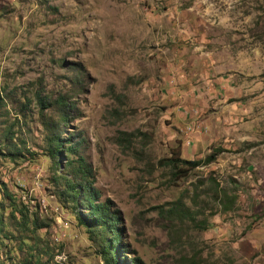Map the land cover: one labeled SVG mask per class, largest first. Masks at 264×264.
I'll return each mask as SVG.
<instances>
[{"label":"rangeland","instance_id":"374dc122","mask_svg":"<svg viewBox=\"0 0 264 264\" xmlns=\"http://www.w3.org/2000/svg\"><path fill=\"white\" fill-rule=\"evenodd\" d=\"M80 157L122 264H264V0H0V264H104Z\"/></svg>","mask_w":264,"mask_h":264},{"label":"trees","instance_id":"16d2710c","mask_svg":"<svg viewBox=\"0 0 264 264\" xmlns=\"http://www.w3.org/2000/svg\"><path fill=\"white\" fill-rule=\"evenodd\" d=\"M61 119L64 122L68 121L66 114H61ZM6 140L7 138H5V141ZM63 140H65V138H62L60 134L49 137L48 156L57 163H59L58 157L61 156V151L64 148ZM67 149L70 150L69 147H67ZM222 150L223 148H214L213 152L209 154L206 159L208 161H213L215 156ZM77 163L79 165L78 169L80 170V173L82 172L85 178L83 182L77 184L73 181H68L67 185V188L71 192L70 198L75 210V216L81 224L87 227H100L102 230L104 229L107 233L112 235L110 238L104 239L105 242L100 249V255L104 264H122V261L118 257L119 251L122 249L123 244L119 241L120 231L116 224L117 217H115L113 212L110 211V208L106 202L94 203V200L97 199V192L92 186L93 180L91 177V171L88 168L87 163L81 157L78 158ZM159 163H161L163 166H170L172 170L182 175H186L187 172V170H185L182 165L193 166L196 164L195 161L181 158L178 150L173 152L170 157L166 159H160ZM5 195L9 199L11 213H19L20 222L22 224H28V220L31 219L27 205H21V207H19L13 196L10 195L8 191H5ZM81 205L88 210L86 214L78 213L77 208ZM32 223L38 227L41 225L37 223L36 218H33ZM129 264L142 263L139 261V259L134 258Z\"/></svg>","mask_w":264,"mask_h":264}]
</instances>
